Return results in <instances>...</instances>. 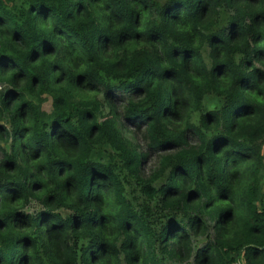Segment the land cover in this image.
<instances>
[{"label": "trees", "instance_id": "1", "mask_svg": "<svg viewBox=\"0 0 264 264\" xmlns=\"http://www.w3.org/2000/svg\"><path fill=\"white\" fill-rule=\"evenodd\" d=\"M0 141V264H264V0H0Z\"/></svg>", "mask_w": 264, "mask_h": 264}, {"label": "rangeland", "instance_id": "2", "mask_svg": "<svg viewBox=\"0 0 264 264\" xmlns=\"http://www.w3.org/2000/svg\"><path fill=\"white\" fill-rule=\"evenodd\" d=\"M215 107H217V103H215L214 100H212L207 105H204L203 109L210 110V109H213ZM40 108L42 110L46 111V112H49V110H50L49 100L44 98L43 101L40 102ZM192 118H193V122L197 121V116L196 115H194ZM2 122L4 123V121H2ZM137 131H139V130H137ZM137 131H135V132H137ZM135 142H137L140 145L139 148H141V147L144 148V141L142 140L141 135L135 136ZM194 142H195V137H190L189 144H192ZM7 145H8V143L6 141H3V142L0 141V154H1V149H3V150L7 149ZM262 147L263 148H262L261 152H264V143L262 144ZM161 153H163V152L162 151L150 152V155L147 156V158L145 159V161L141 165V173L143 175H147L148 173L151 172V170L155 169V161L157 160L156 158ZM263 163H264V159H263ZM261 178H263L262 181H261V192L264 193V171L262 173ZM37 209H38V206L35 203V201L29 200L27 202L26 207H25V211L34 213ZM63 210L64 209H61V210H59V212H60V214L65 215L63 213ZM234 264H245V263H244L242 257L239 256L236 259V261L234 262Z\"/></svg>", "mask_w": 264, "mask_h": 264}]
</instances>
